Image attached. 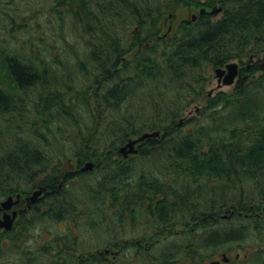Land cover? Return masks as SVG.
<instances>
[{
	"label": "trees",
	"instance_id": "1",
	"mask_svg": "<svg viewBox=\"0 0 264 264\" xmlns=\"http://www.w3.org/2000/svg\"><path fill=\"white\" fill-rule=\"evenodd\" d=\"M55 1L62 31L53 40L44 32L38 40L53 47L62 41L59 55L33 37L27 55L0 44V200L30 190L47 172L39 183L53 192L32 216L64 264L65 245L76 241L79 251H87L93 233L115 244L124 224L129 236L140 237L201 218L196 226L209 234L208 255L233 239L264 248V213L255 214L264 206V69L243 68L235 93L208 96L201 119H191L193 128L186 130L187 118L180 124L205 95L213 69L264 55V0H221L220 19L211 20L206 10L197 21H183L172 40L158 27L167 12L214 1ZM39 14L33 10L29 19L41 25ZM66 23L83 37V51ZM35 88L43 103L24 102L21 95ZM33 113L42 120L31 121ZM156 130L160 135L143 141L138 154L123 158L119 149L128 139ZM68 158L79 167L98 162L63 178ZM228 205L242 213L220 231L214 217ZM251 211L247 219L244 213ZM20 240L16 232L14 242ZM161 242L162 264L172 257L170 242ZM128 263L136 264V257Z\"/></svg>",
	"mask_w": 264,
	"mask_h": 264
},
{
	"label": "flooded vegetation",
	"instance_id": "2",
	"mask_svg": "<svg viewBox=\"0 0 264 264\" xmlns=\"http://www.w3.org/2000/svg\"><path fill=\"white\" fill-rule=\"evenodd\" d=\"M206 10L208 9L201 7L200 15ZM209 11H211V9ZM197 20L198 18L196 15L193 17L192 21ZM251 61H254V59L251 58ZM237 62L239 64L240 74L242 70L240 66L241 64L239 61ZM256 64L257 66L264 67V62L263 64L251 62L247 65V68L253 67ZM74 163V171L62 176L63 178L80 170L83 166L82 165L80 168H77L79 166L78 163ZM41 186H45L46 190L38 196L36 201H31L29 197L33 195L34 191L39 189ZM52 192L53 189L39 183L32 191H18L14 194L7 195L0 200L1 204L2 201L9 196H13L16 200L18 194L21 195L19 201L14 204L12 208H0V220H4L8 214L12 215L14 211L17 212L16 219L11 229H6V227L0 228V264H37L38 262H40V264H64L63 257L59 256L62 253L58 255L57 252L52 249L54 248L55 243L48 241L49 234L47 232H40L42 227L38 229L34 226V222L37 218L32 216L36 210L43 208V206L41 208H39V206L42 205L43 202L45 203L44 199H46L47 195ZM237 207V205H228L224 212L215 216L214 219L218 221V224L215 227L220 228L221 231V228L225 226L224 221H237V218L234 217L235 214L237 212L240 214L242 213L236 209ZM252 213L254 212H245L244 215L247 219H250ZM262 213H264V206H262L260 211H255V214L261 215ZM200 219L191 222L189 225L178 224L179 226H185L186 229H184V232L188 231L187 233L174 232L172 230L173 227L178 225H173L169 226L163 235H158V233H156V229H153L152 233L148 234V236H144V234H142L140 237L137 235L129 236L126 224H124L120 232L121 236L117 239L115 244L110 242L109 239L106 240L105 238L96 235V233H93L91 243L87 251H79L76 241H71L65 245L68 249L67 251L69 252L67 255L68 257L66 256L65 258L67 261L66 264H86V260L88 261V264H129V258L132 260L133 257H136V264H161L158 259L159 250L161 248L160 243H162L161 241H167L166 245H169L168 241L170 242L171 248H168V255L172 257L169 258L167 263L162 264H177L184 260L187 261V264H210L211 261H220L221 264H264V248L258 246V243L254 241H240L239 239H233L220 244L221 247L214 250L213 254H215L217 250H221V255L210 259L208 262V248L205 246V240L209 234L207 235V230H204L206 228L203 227L202 229V227L198 228V226H196L200 223ZM187 227L190 228L187 230ZM169 230L170 233L166 234ZM196 231H201V233H197ZM16 232L21 235L22 240L15 243L14 240ZM76 232L77 229H75V234H77ZM34 236H37V238L35 239ZM196 236H199L201 240L196 241ZM174 237L177 238L173 240ZM183 237L185 240L178 241V243L175 242ZM29 240H32L31 245L28 243ZM22 242L23 249L21 245ZM31 246H34V248ZM234 247L236 249H233ZM233 250H236L234 256H232L234 252ZM150 253L153 255L151 262L148 260V255Z\"/></svg>",
	"mask_w": 264,
	"mask_h": 264
},
{
	"label": "rangeland",
	"instance_id": "3",
	"mask_svg": "<svg viewBox=\"0 0 264 264\" xmlns=\"http://www.w3.org/2000/svg\"><path fill=\"white\" fill-rule=\"evenodd\" d=\"M213 1H214L213 2L214 4L211 7L206 6L208 3L204 4V5H200V4H197V5L196 4H193V5L192 4H190V5L179 4L176 8L170 10L169 12H167L162 17V20L158 24V27H159L161 33L164 34L167 37V39L172 40L173 35L181 27V23L183 21H185L187 19L191 20L196 15H197V18H200L201 7H204L208 10L216 8V7H222L221 0H213ZM205 2H208V0H205ZM56 3L57 2L55 0H0V44L7 49H11V50L12 49H14V50L18 49L23 54L27 55V42L29 41V39H31V37H33V41L35 43L39 44L40 48H49L50 52L53 55H55V56L59 55L60 54L59 52L62 51V49H61V47L63 45L62 41L54 42L55 47H53L49 44L46 45L45 43H41L38 40V38L40 36H42L44 32L46 33L47 37H50V39L53 40L52 38L56 34V32L59 33L62 31V28H59V23L56 19L59 16L58 12H57V10H55L53 8V7H56ZM57 6L60 7L59 8L60 11H62V12L67 11L66 7H64L62 5H57ZM36 9L40 11L39 15L42 16V18H43L41 25H38L34 21L29 19L30 17H32L31 16L32 11L36 10ZM7 11H9L11 13V15H13L14 18H12L11 15H7V13H6ZM223 14H224V11H221V12L214 14V15L212 14L211 20L216 21V20L220 19L223 16ZM66 18H68V17H66ZM68 26H69L68 23H66L65 27H67V28H65V31H67L69 34H70V32H72V33L74 32L73 35H70V36H72L75 40V48H77L80 51H83L82 48H83L84 44L80 43V41L83 39V37H81L80 34L78 33V29H75V28L71 29ZM42 51L47 53L46 50H42ZM234 60L239 61L241 64L240 65L241 69H243V68H247V65L251 62L263 64L264 55L255 57L254 61H250L248 59H245V62H241L239 59H234ZM224 66H222V67H224ZM55 68L56 67H52L51 69L55 70ZM262 69H264V67H257V73H261ZM77 72L79 74H81L80 71H77ZM242 72H243V70H242ZM238 80H239V77L237 78V80L235 81L234 84L225 85L219 81V79L216 75L215 69H213V72H212L208 82L206 83L205 95L203 97L197 99L188 108V110L185 112L184 118H187L186 122H185L186 130H191L194 126V124H193L194 122L192 123L191 119L194 120L196 117L197 118L200 117L198 120L201 119L202 115L199 112H201L202 110H204V108H206V106H207L206 100H207L208 96H215L219 92H224L227 94L235 93V87H236ZM21 96L25 97L26 101H24V102H28V99L33 98L37 102H39L40 104L43 103V98L39 94L38 90H36V88L33 90L29 89L27 91V95H21ZM32 115H33V118H31V121L42 120V118L39 114L33 113ZM60 118H63V117L60 115ZM45 119L48 120V117H46ZM0 120H1V118H0ZM183 124H184V122H183ZM21 125H22V129L25 131V135L29 136V133L27 132V125L24 123L23 124L21 123ZM134 137H138V136H132L131 138H134ZM55 153L58 154V151L54 152V154ZM94 161L98 162V160L96 158H94ZM73 162H77V159L73 158ZM77 168H80V167L78 166ZM46 174H47V172H41L37 175V177L34 179V183H36L35 186L43 180V178L46 176ZM74 174H76V172L75 173L73 172V174H72L73 176L71 179H73L76 176ZM35 186L34 187L32 186L30 190L31 191L34 190ZM41 223L42 222L37 219L34 222V226H36V228L40 229V227L44 226ZM64 223L65 222H61V224H60L61 228H65ZM188 228H190V227H187V230H188ZM131 229L133 232L134 228L132 226H131ZM184 229H186L185 226H179L178 225V226L173 227L172 230L176 233L177 232L187 233L188 231L184 232ZM196 232L201 233V231H196ZM169 233H170V230L167 231L166 234H169ZM207 235H208V233H207ZM176 238L177 237H174L173 240ZM195 239H196V241L201 240L199 238V236H196ZM183 240H185L184 237L176 240L175 242L178 243V241H183ZM29 241H28V243H29V245H31L32 240H29ZM21 245H22V249H23V242L21 243ZM31 247L34 248V246H31ZM233 249H236V248L234 247ZM233 251L234 252H233L232 256H234V253L236 250H233ZM221 252H222L221 250H219V251L217 250L215 252V254L211 253L212 255H208L207 256L208 262L212 258L219 257L221 255ZM42 263H43V260H42ZM37 264H40V262H38ZM177 264H187V261L184 260V261L179 262Z\"/></svg>",
	"mask_w": 264,
	"mask_h": 264
},
{
	"label": "water",
	"instance_id": "4",
	"mask_svg": "<svg viewBox=\"0 0 264 264\" xmlns=\"http://www.w3.org/2000/svg\"><path fill=\"white\" fill-rule=\"evenodd\" d=\"M222 10V7L214 8L211 10L212 14H217ZM216 75L219 79V81L225 85H231L234 84L238 74H239V64L237 61H231L225 65V67H218L215 70ZM186 118H182L180 124L183 123V121ZM160 135V131H146L143 132L138 137L130 138L128 141L119 149V151L123 154L125 158L129 157L131 154H136L139 152V145L143 141H145L148 138L152 137H158ZM96 166V162L93 160H89L85 163V165L82 166L83 171L87 170H93ZM75 169V163L73 162L72 158H68L62 165V176L71 173ZM46 190L45 186H41L39 189L35 190L33 195H31L29 198L31 201H36L38 196L42 194L43 191ZM20 194H18L17 199L15 200L13 196H9L5 200L2 201L0 204V208L10 209L13 207L14 204H16L19 201ZM17 212L14 211L11 214L6 215L4 220H0V228L6 227V229H11L13 226V223L16 219ZM210 264H221L220 261H211Z\"/></svg>",
	"mask_w": 264,
	"mask_h": 264
}]
</instances>
